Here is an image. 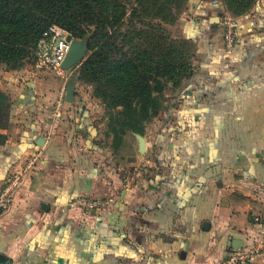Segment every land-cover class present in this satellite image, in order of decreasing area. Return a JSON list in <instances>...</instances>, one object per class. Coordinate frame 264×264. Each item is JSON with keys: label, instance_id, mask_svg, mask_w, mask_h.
Listing matches in <instances>:
<instances>
[{"label": "crops", "instance_id": "crops-1", "mask_svg": "<svg viewBox=\"0 0 264 264\" xmlns=\"http://www.w3.org/2000/svg\"><path fill=\"white\" fill-rule=\"evenodd\" d=\"M222 9L221 0H188L171 26L192 46V73L174 88L153 150L143 136V154L136 136L104 147L92 106L77 94L64 100L75 68L47 70L35 87L16 90L0 180L22 163L33 167L0 214V264H211L234 240L243 247L261 236L264 0L235 16L229 50L210 21ZM133 157L145 163L126 187L121 168ZM81 195L114 202L99 212L71 207ZM252 264H264V253Z\"/></svg>", "mask_w": 264, "mask_h": 264}, {"label": "trees", "instance_id": "trees-1", "mask_svg": "<svg viewBox=\"0 0 264 264\" xmlns=\"http://www.w3.org/2000/svg\"><path fill=\"white\" fill-rule=\"evenodd\" d=\"M187 1L0 0V62L18 66L52 24L75 39L86 38L87 56L71 76L93 83L95 95L114 110L109 127L117 148L128 130L142 133L145 123L159 113L167 84L176 87L192 73L191 45L166 28L177 21ZM221 2L235 17L255 0ZM10 106L0 90L1 143Z\"/></svg>", "mask_w": 264, "mask_h": 264}, {"label": "built area", "instance_id": "built-area-1", "mask_svg": "<svg viewBox=\"0 0 264 264\" xmlns=\"http://www.w3.org/2000/svg\"><path fill=\"white\" fill-rule=\"evenodd\" d=\"M234 18L227 9L221 10L218 23L223 31L222 38L226 50H229L234 43ZM67 34L70 33L66 29L54 24L49 25L43 31L42 36L33 49V55L36 58V64L38 66L53 68L58 73L64 72V69L61 67V62L64 60L69 47V42L66 40ZM259 156L264 160V149L260 152ZM32 167V161L22 163L9 172L4 179L0 180V214L11 207L21 186L23 176ZM126 180V185L128 186L134 181V177L126 178ZM112 203V197L91 198L81 195L75 196L69 202V205L79 210H94L99 212L111 206ZM259 219V216L255 217L256 222ZM263 253L264 230L261 231L259 238L252 240L251 243L241 248L234 249L225 259L211 264H252L253 255Z\"/></svg>", "mask_w": 264, "mask_h": 264}, {"label": "rangeland", "instance_id": "rangeland-1", "mask_svg": "<svg viewBox=\"0 0 264 264\" xmlns=\"http://www.w3.org/2000/svg\"><path fill=\"white\" fill-rule=\"evenodd\" d=\"M256 1L257 0H255V2ZM187 4H188V1L180 9L177 21L181 18V16H183V12L187 8ZM223 9H225V7H223ZM126 23H128V21L126 20L122 23L120 27L122 30H124L127 27ZM175 23L166 25V28H168L169 31H171V28H172L171 26L175 25ZM190 50L192 52V46H190ZM87 53H88V50L82 60H84V58L87 56ZM80 62L77 63L76 66H74L73 68H76L77 66H79ZM47 70L50 71L51 73L53 72L54 75L58 74L57 71H55L53 68H50L47 66H38L36 64V58L33 55V51L28 52L25 55V57L21 60L20 64L16 67H12L11 65L7 63L0 62V90L1 89L4 90V93L8 96L9 99L11 98L14 99L15 94L17 95L16 90L25 87L27 83L28 84L31 83L35 87L36 81L46 78L44 76L47 75V73H45V72H48ZM75 72L76 71H74L72 74H75ZM71 75L70 74L67 75L68 80H71L72 77H74ZM10 76H13L11 83H9ZM73 80H75V88L77 89V91L75 89V94H77L81 98V100H83L86 104L92 106L93 116L95 118L93 122L96 128L99 129L97 135L100 136L99 137L100 142L102 143L104 147H109V146L113 147V134L109 127V124H110V116L111 115L113 116L115 114L113 113L114 110L108 108V106L105 105L102 102V100L95 95V92H94L95 87L93 83L85 81V80H80V79H73ZM12 86H13L12 89H14L13 92L9 89ZM174 88L175 87H173L170 83L167 84V86L165 87L164 91L161 94V97L159 98L160 107H161L159 113L156 116H154L151 120L145 123L144 131L142 133L128 130L124 136H136V134H140L148 139L149 149L153 150V138L154 136H158V133L160 130L159 126L169 108L170 99L174 95ZM117 108H120V107H117ZM174 132H173V135H174ZM135 147H137V142L135 143ZM144 152L145 151L140 152V154H143ZM144 163H145L144 159L143 158L138 159V157H133V159L129 160V163L126 164V166H125V163H122V166H125L121 168V172L124 174L123 182L125 183V185L127 182L126 178L134 177V181H135L136 180L135 177L138 178L140 176L139 169H140L141 164H144ZM113 202H114V199H113Z\"/></svg>", "mask_w": 264, "mask_h": 264}, {"label": "water", "instance_id": "water-1", "mask_svg": "<svg viewBox=\"0 0 264 264\" xmlns=\"http://www.w3.org/2000/svg\"><path fill=\"white\" fill-rule=\"evenodd\" d=\"M221 11L217 13L216 16L211 18V22L217 23L219 21ZM66 40L69 42V47L66 53L64 60L61 62V67L64 70H69L73 68L77 63H79L87 52V40L85 38L75 39L71 36V34H67ZM64 100L66 102H73L75 100V80H68L65 93ZM136 138L138 141L139 152H143L145 150V139L142 135L136 134ZM44 137L38 136L35 143L37 145L43 144ZM233 246L238 249L242 247L241 240H234Z\"/></svg>", "mask_w": 264, "mask_h": 264}]
</instances>
